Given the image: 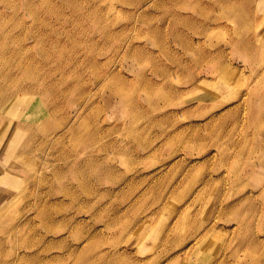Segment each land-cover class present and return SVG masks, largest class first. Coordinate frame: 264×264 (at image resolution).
<instances>
[{
  "label": "rangeland",
  "instance_id": "374dc122",
  "mask_svg": "<svg viewBox=\"0 0 264 264\" xmlns=\"http://www.w3.org/2000/svg\"><path fill=\"white\" fill-rule=\"evenodd\" d=\"M0 22V264H264V0H0Z\"/></svg>",
  "mask_w": 264,
  "mask_h": 264
},
{
  "label": "bare ground",
  "instance_id": "6f19581e",
  "mask_svg": "<svg viewBox=\"0 0 264 264\" xmlns=\"http://www.w3.org/2000/svg\"><path fill=\"white\" fill-rule=\"evenodd\" d=\"M0 24H2V29H0V78H3V75H7L6 73H4L3 70V66H4V61L3 59L5 58L7 65L10 64V59L11 56L10 54H13V42H12V36L10 31L6 28V25L3 24V22H0ZM191 29V28H189ZM26 71V70H25ZM5 84H7V81L5 80ZM24 88H26V86H24ZM264 161V159H263ZM77 163V162H76ZM78 165H74V162L70 165V168H75ZM79 167V166H78ZM73 171V169H72ZM189 204V203H188ZM212 241H214L211 238V234L208 235V233H206L202 238L196 240V249L197 252L196 254V260L201 259L204 263H207V257L209 255V253L211 252L212 249ZM193 245V247L195 248V246ZM214 264H219V261H213Z\"/></svg>",
  "mask_w": 264,
  "mask_h": 264
}]
</instances>
